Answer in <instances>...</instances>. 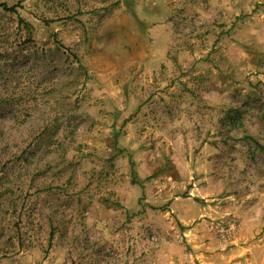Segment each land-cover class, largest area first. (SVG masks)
<instances>
[{
	"label": "rangeland",
	"instance_id": "374dc122",
	"mask_svg": "<svg viewBox=\"0 0 264 264\" xmlns=\"http://www.w3.org/2000/svg\"><path fill=\"white\" fill-rule=\"evenodd\" d=\"M0 3V264H264V0Z\"/></svg>",
	"mask_w": 264,
	"mask_h": 264
},
{
	"label": "trees",
	"instance_id": "16d2710c",
	"mask_svg": "<svg viewBox=\"0 0 264 264\" xmlns=\"http://www.w3.org/2000/svg\"><path fill=\"white\" fill-rule=\"evenodd\" d=\"M0 8L5 12H15V6L9 7L6 3H0ZM79 67H81V65H79Z\"/></svg>",
	"mask_w": 264,
	"mask_h": 264
}]
</instances>
